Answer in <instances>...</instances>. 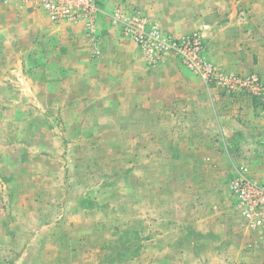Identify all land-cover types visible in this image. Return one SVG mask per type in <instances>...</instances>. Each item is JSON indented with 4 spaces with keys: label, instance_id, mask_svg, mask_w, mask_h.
<instances>
[{
    "label": "rangeland",
    "instance_id": "1",
    "mask_svg": "<svg viewBox=\"0 0 264 264\" xmlns=\"http://www.w3.org/2000/svg\"><path fill=\"white\" fill-rule=\"evenodd\" d=\"M94 3L0 47V264H264V0Z\"/></svg>",
    "mask_w": 264,
    "mask_h": 264
},
{
    "label": "crops",
    "instance_id": "2",
    "mask_svg": "<svg viewBox=\"0 0 264 264\" xmlns=\"http://www.w3.org/2000/svg\"><path fill=\"white\" fill-rule=\"evenodd\" d=\"M116 1L121 4L125 1L131 2V0H98L99 14L96 20V32L99 31L101 38H104L103 40L107 45L110 42L113 44L115 41L116 49L121 50L119 53L128 50L133 51L130 48L133 45L132 42L122 37L116 24L112 23L111 25L108 21V15L112 13ZM137 2L147 8V0H137ZM153 4L150 6L153 7ZM62 26L51 22L46 12L35 6L31 0H0V47L11 46L16 48L22 37H31L33 34L48 35L55 32L59 35ZM101 38L100 40H102ZM29 42L31 41L29 40ZM127 55L129 58H133V55L128 54V52Z\"/></svg>",
    "mask_w": 264,
    "mask_h": 264
},
{
    "label": "built area",
    "instance_id": "3",
    "mask_svg": "<svg viewBox=\"0 0 264 264\" xmlns=\"http://www.w3.org/2000/svg\"><path fill=\"white\" fill-rule=\"evenodd\" d=\"M42 8L53 23L85 21L86 28L92 29L95 23L96 6L94 0H31ZM231 186L239 191L242 204L246 206V219L252 226H260L264 219L256 210L264 205V188L246 179L233 181ZM264 207V206H263ZM255 210V211H254Z\"/></svg>",
    "mask_w": 264,
    "mask_h": 264
},
{
    "label": "trees",
    "instance_id": "4",
    "mask_svg": "<svg viewBox=\"0 0 264 264\" xmlns=\"http://www.w3.org/2000/svg\"><path fill=\"white\" fill-rule=\"evenodd\" d=\"M135 253V252H134ZM134 253H133V255H134Z\"/></svg>",
    "mask_w": 264,
    "mask_h": 264
}]
</instances>
